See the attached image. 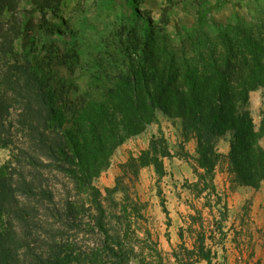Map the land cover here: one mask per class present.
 <instances>
[{
    "label": "trees",
    "instance_id": "trees-1",
    "mask_svg": "<svg viewBox=\"0 0 264 264\" xmlns=\"http://www.w3.org/2000/svg\"><path fill=\"white\" fill-rule=\"evenodd\" d=\"M0 6L10 18L0 20V28L6 25L0 29V147H12L16 167L23 169L26 162L40 170L28 178L11 162L0 168V264H167L150 233L145 230L141 240L135 228L147 220V204L135 193L140 170L153 167L160 181L163 159L172 157L163 133L120 166L122 177L114 187L102 191L94 184L114 151L146 130L158 113L179 123L178 155L196 176L190 191L205 198L186 228H179L181 243L172 257L180 264H212L203 208L219 212L222 218L214 226L221 231L227 207L215 184L216 168L224 165L238 186L257 188L264 182V117L256 129L248 109L250 92L264 88V25L258 37L243 33L222 55L211 51L194 66L186 57L170 55L172 62L148 67L145 57L152 50L145 47L127 69L90 76L84 94L67 100L34 66V50L14 51L20 23L10 17L13 0H0ZM18 134L26 149L13 145ZM226 135L229 152L222 155L217 146ZM190 139L194 156L183 144ZM42 169L66 179L60 200L42 183ZM160 205L168 218L163 200ZM186 233L194 239L191 248ZM79 234L96 242L87 247Z\"/></svg>",
    "mask_w": 264,
    "mask_h": 264
},
{
    "label": "rangeland",
    "instance_id": "rangeland-1",
    "mask_svg": "<svg viewBox=\"0 0 264 264\" xmlns=\"http://www.w3.org/2000/svg\"><path fill=\"white\" fill-rule=\"evenodd\" d=\"M13 3L10 17L20 23L14 51L23 55L34 50L31 55L36 58L34 66L53 81L59 96L67 100H76L84 94L90 76H101L104 70L127 69L145 47L152 50L151 57H145L148 67L160 66L167 60L172 62L170 55L178 59L186 57L190 59V66H194L201 55L208 58L211 51L222 55L243 33L258 37L259 27L264 25V0H13ZM7 18L8 14L0 6L1 22ZM5 26L2 24L1 28ZM255 95L253 119L258 129L264 112L258 103L262 102V93ZM5 115L7 111L2 112ZM158 116L162 114L158 113L146 130L114 151L109 167L94 181L95 186L103 191L116 185L122 177L120 166L130 156L137 157L147 149L153 135L159 136ZM170 128L167 143L172 157L163 159L164 176L157 181L153 167L147 166L140 170L135 183L137 197L147 204L144 210L147 220L138 222L135 228H140L141 240L146 238L145 230L150 233L167 264H180L172 257L173 250L181 243L178 230L186 228L188 216L196 213L194 208L202 207L200 203L205 198L198 200L190 191L196 176L178 155L181 133ZM9 132L16 133L14 129ZM13 142L26 149L20 134ZM184 146L186 152L195 155V144L187 141ZM10 162L12 166L17 163L12 147H0V168ZM22 165L23 169L15 167L28 178L40 171L26 162ZM40 173L42 183L54 190L55 200L65 196L62 186L66 179L62 175L45 173L43 169ZM215 181L223 198L221 205L226 203L227 207L226 211L220 209L226 212L221 231L214 226V221L222 218L219 212L203 208L206 245L214 254L212 264H264V182L257 188L237 190L248 186L236 185L222 164L216 168ZM117 198H122V194L118 193ZM161 200L165 202L169 219L160 205ZM193 240L185 234L184 241L189 248ZM78 241L87 247L96 242L94 236L83 234L78 235ZM129 264L138 262L133 260ZM196 264L207 263L202 260Z\"/></svg>",
    "mask_w": 264,
    "mask_h": 264
},
{
    "label": "crops",
    "instance_id": "crops-1",
    "mask_svg": "<svg viewBox=\"0 0 264 264\" xmlns=\"http://www.w3.org/2000/svg\"><path fill=\"white\" fill-rule=\"evenodd\" d=\"M261 89L264 90V88H261ZM261 89L251 91L249 94L248 109L251 113L252 118H253V113H254V104L253 103H255V101L257 102V96L255 95L257 92L262 93V102L259 100L258 103L260 105L261 110H263V112H264V91H262ZM260 108H259V110H260ZM158 118L161 120V123L159 124L160 126L156 125L157 126L156 128H159L158 129L159 132H162L165 135V137L167 138V140H168L167 132L171 130L170 127L178 129L176 131L178 132L177 134L180 135L181 132H180V126H179L178 122L171 121L170 119L164 117V115L158 116ZM253 122H254V119H253ZM254 125H255V122H254ZM188 143L189 144L190 143L195 144V140L190 139L188 141ZM183 144L185 145V143H183ZM217 148L219 149V151L221 153L227 154V152L229 151V140L227 139V136H224V138L220 139ZM189 154L192 155L191 151ZM194 154H195V150H194ZM173 158H175V157H173ZM195 181H196V179H194L192 183H194ZM215 184H216L218 192H220L219 184H217L216 181H215ZM237 188H238L237 190H241L240 188H249V187H237Z\"/></svg>",
    "mask_w": 264,
    "mask_h": 264
}]
</instances>
